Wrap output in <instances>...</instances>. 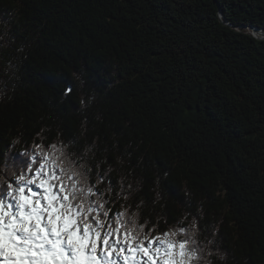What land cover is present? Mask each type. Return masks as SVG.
Listing matches in <instances>:
<instances>
[{
  "label": "trees",
  "instance_id": "16d2710c",
  "mask_svg": "<svg viewBox=\"0 0 264 264\" xmlns=\"http://www.w3.org/2000/svg\"><path fill=\"white\" fill-rule=\"evenodd\" d=\"M247 25L264 31V0H0V179L37 146L62 153L108 222L188 226L204 264H264V38Z\"/></svg>",
  "mask_w": 264,
  "mask_h": 264
},
{
  "label": "snow or ice",
  "instance_id": "6c2138e0",
  "mask_svg": "<svg viewBox=\"0 0 264 264\" xmlns=\"http://www.w3.org/2000/svg\"><path fill=\"white\" fill-rule=\"evenodd\" d=\"M37 149L38 166L27 164L34 175H17L0 190V264H190L195 250L188 239L175 231L150 237L135 214L122 220L126 213H117L115 223L108 222L87 175L65 164L62 153Z\"/></svg>",
  "mask_w": 264,
  "mask_h": 264
},
{
  "label": "rangeland",
  "instance_id": "374dc122",
  "mask_svg": "<svg viewBox=\"0 0 264 264\" xmlns=\"http://www.w3.org/2000/svg\"><path fill=\"white\" fill-rule=\"evenodd\" d=\"M249 27V30H250V32L252 33V34H254L255 33V29H257L258 27H256V26H252V25H247V26H244V28L245 29H247ZM239 27L238 26H236V29H238ZM264 32V31H263ZM263 36V35H262ZM256 37H259V35H256ZM60 149V148H59ZM61 152V151H60ZM59 170L57 169V172H58ZM35 186H37V185H35ZM4 188H6V185H4L3 184V180H1L0 179V190H2V189H4ZM2 192H0V194H1ZM97 200V197L94 195L93 196V199H92V201H96ZM99 200H100V202H101V199L99 198ZM102 218V217H101ZM133 218V216L132 215H130V216H126V217H121V219L122 220H124V219H126V220H131ZM137 222V221H136ZM137 224H138V222H137ZM139 225V224H138ZM148 236H150L148 233H146ZM156 236H158V235H156ZM150 237H155V236H150Z\"/></svg>",
  "mask_w": 264,
  "mask_h": 264
},
{
  "label": "water",
  "instance_id": "95a60500",
  "mask_svg": "<svg viewBox=\"0 0 264 264\" xmlns=\"http://www.w3.org/2000/svg\"><path fill=\"white\" fill-rule=\"evenodd\" d=\"M255 33H254V35H259V37L258 38H264V32H261L260 30H258V29H255ZM263 35V36H262Z\"/></svg>",
  "mask_w": 264,
  "mask_h": 264
},
{
  "label": "flooded vegetation",
  "instance_id": "af4514ba",
  "mask_svg": "<svg viewBox=\"0 0 264 264\" xmlns=\"http://www.w3.org/2000/svg\"><path fill=\"white\" fill-rule=\"evenodd\" d=\"M209 91V93L211 92L210 90H208Z\"/></svg>",
  "mask_w": 264,
  "mask_h": 264
},
{
  "label": "bare ground",
  "instance_id": "6f19581e",
  "mask_svg": "<svg viewBox=\"0 0 264 264\" xmlns=\"http://www.w3.org/2000/svg\"><path fill=\"white\" fill-rule=\"evenodd\" d=\"M256 32V31H255ZM144 225V224H143ZM145 228V227H144ZM150 228V227H149Z\"/></svg>",
  "mask_w": 264,
  "mask_h": 264
}]
</instances>
